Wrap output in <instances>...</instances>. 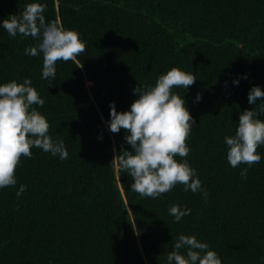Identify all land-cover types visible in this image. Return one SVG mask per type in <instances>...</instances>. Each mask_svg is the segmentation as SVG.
<instances>
[{"label":"trees","instance_id":"1","mask_svg":"<svg viewBox=\"0 0 264 264\" xmlns=\"http://www.w3.org/2000/svg\"><path fill=\"white\" fill-rule=\"evenodd\" d=\"M31 2L0 0V20ZM41 2L46 19L78 31L86 51L58 61L49 85L41 79L43 54L24 51L36 41L0 27V84L31 78L45 99L34 107L69 152L61 160L33 148L17 166V185L0 189V264H167L180 234L207 242L223 264H264V158L245 179L247 165L233 168L224 143L240 113L258 110L262 99L248 103L253 86L264 90V0ZM173 67L197 78L187 91L173 90L196 120L186 158L207 200L182 184L144 197L131 190L128 173L113 168L114 157L132 149L124 129L108 130L110 102L129 110L138 82L155 85ZM257 151L264 156V145ZM20 184L27 189L17 197ZM174 204L191 214L175 222Z\"/></svg>","mask_w":264,"mask_h":264},{"label":"clouds","instance_id":"2","mask_svg":"<svg viewBox=\"0 0 264 264\" xmlns=\"http://www.w3.org/2000/svg\"><path fill=\"white\" fill-rule=\"evenodd\" d=\"M47 4L41 0L25 5L19 15L11 14L0 20L10 37L18 34L32 37L36 44L24 49L29 56L43 54L41 79L52 81L57 77L58 61H75L86 51V43L76 30L64 28L58 21L47 20ZM83 66V65H82ZM80 66V67H82ZM244 78H247L245 74ZM196 76L180 68L173 67L160 75L155 85L138 82L133 89L138 96L129 110L117 111L115 102H110L108 130L118 133L125 130V141L131 151L124 150L114 157L113 167L128 173L132 180L131 190L153 199L171 191L177 184L184 191L201 192L207 200L208 192L202 187L197 170L186 158L191 147L186 142L196 125L195 118L186 106L184 96L174 88H183L196 82ZM238 85L239 79H233ZM259 109H247L240 113L234 135H226L227 160L233 168L246 164L240 175L247 178L248 168L261 161L264 156L257 149L264 145V90L253 86L248 93V103ZM202 96L197 93L195 100ZM45 99L32 85L31 78L23 82L12 80L0 84V189L16 186L15 175L21 157L31 158L33 148H40L61 160L69 157L63 140H54L50 134V122L34 105L43 107ZM183 157L177 160L176 157ZM27 185L20 184L16 195L21 196ZM169 214L175 222L191 214L186 206L173 205ZM139 234V233H137ZM184 251H181V250ZM167 264H223L219 254L195 235L180 234L167 254Z\"/></svg>","mask_w":264,"mask_h":264},{"label":"bare ground","instance_id":"3","mask_svg":"<svg viewBox=\"0 0 264 264\" xmlns=\"http://www.w3.org/2000/svg\"><path fill=\"white\" fill-rule=\"evenodd\" d=\"M161 232H162V231H161ZM161 232H160V234H161ZM148 238H149V237H148ZM174 240H175V239H174ZM102 241H103V240H102ZM164 241H165V240H164ZM172 241H173V240H172ZM168 242H169V241H168ZM159 243H160V242H159ZM170 243H172V242H170ZM170 243H169V244H170ZM168 246H169V245H168ZM133 247H134V246H133ZM164 248H165V247H164ZM168 251H169V250H168Z\"/></svg>","mask_w":264,"mask_h":264},{"label":"water","instance_id":"4","mask_svg":"<svg viewBox=\"0 0 264 264\" xmlns=\"http://www.w3.org/2000/svg\"><path fill=\"white\" fill-rule=\"evenodd\" d=\"M114 168V167H113ZM117 172V169H114Z\"/></svg>","mask_w":264,"mask_h":264}]
</instances>
